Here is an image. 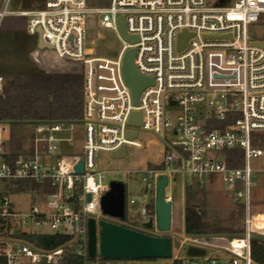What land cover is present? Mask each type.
Masks as SVG:
<instances>
[{
  "label": "built area",
  "instance_id": "built-area-1",
  "mask_svg": "<svg viewBox=\"0 0 264 264\" xmlns=\"http://www.w3.org/2000/svg\"><path fill=\"white\" fill-rule=\"evenodd\" d=\"M9 2L2 0L0 25L6 17L27 23L11 45L0 34V93L7 76L81 78L84 144L82 157L62 155L64 146H72L76 123L43 124L30 150L13 157L8 127L0 123V264L59 262L61 249L37 252L17 238L30 231L72 236L86 256L87 221H102L99 201L109 182L105 173H95V154L121 149L123 157L116 160H125L123 174L166 177L165 189L178 176L184 183L194 177L199 188L215 177L224 186L241 185L230 202L242 211L243 232L228 238L223 257L171 256L169 264H255L249 242L264 238V224L251 218V191L258 187L252 177L264 173V149L252 145L251 134H264V43L250 42L248 28L264 16V0H111L109 8L98 10L87 9L83 0H44L19 13L7 12ZM88 17L95 24L85 29ZM120 19L125 36L135 42L120 34ZM98 29L112 33V40L104 38L105 47L94 53L90 32ZM182 34L187 42L177 51ZM129 50L136 73L151 80L136 104L122 75ZM133 113L138 125L129 124ZM228 152H240L239 168L230 166ZM79 162L80 176L74 172ZM152 165L160 170H150ZM16 182L45 185L55 194L18 214L9 199ZM165 189L163 201L171 205ZM146 203L129 201L141 216H147ZM149 220L154 226L153 215Z\"/></svg>",
  "mask_w": 264,
  "mask_h": 264
},
{
  "label": "rangeland",
  "instance_id": "rangeland-1",
  "mask_svg": "<svg viewBox=\"0 0 264 264\" xmlns=\"http://www.w3.org/2000/svg\"><path fill=\"white\" fill-rule=\"evenodd\" d=\"M85 6L89 10L107 9L110 6L111 0H83ZM44 0H10L7 12L19 13L27 10H33L43 5ZM2 0H0L1 8ZM27 21L21 18L6 17L0 25V34L6 35L8 43L11 45L14 39L23 35L25 32ZM95 21L93 18L88 17L85 21L84 28L90 29L94 26ZM91 33V43L94 45L92 49L94 53H97L104 45V38L112 40V33L98 29L93 30ZM102 37V39L100 38ZM114 37V34H113ZM248 38L250 42L264 43V16L259 18L256 24L249 26ZM102 41V44L100 43ZM101 46V47H100ZM170 118V119H169ZM168 121L171 124L172 117H169ZM9 131V128H8ZM38 126L27 125L23 127V131L20 133L22 141L18 148L14 144V140L18 139L16 135L11 136V140L8 142V146L11 151L20 149V153L23 151H29L31 147V140L38 134ZM10 137V133L8 134ZM73 143L70 149L64 146L61 150L62 155H73L74 157H82V148L84 144L83 138V126L81 123L75 124L74 131L72 133ZM264 149V148H263ZM264 151V150H263ZM240 163V158H238ZM125 160L112 159L109 154L103 152H97L95 154V173H105L104 181L107 183L110 180L119 181L124 185V221H118L102 216L101 220L121 225L127 229L140 232L150 236H165L171 241V256L184 260L186 258V250L190 247L202 249L205 252V259L222 258L223 254L221 250L228 248L229 237L225 236H201L199 238H187L184 232V212L185 201L188 200L186 186L193 189H198L201 192L202 200L208 205V217L207 222L216 228H223L230 226L233 229L243 232L242 223V211L237 208L236 205H232L230 200L233 193L237 190L242 191L240 184H232L230 187L224 186L220 183L218 178H212L204 181L201 188H199L198 181L194 177H185V183L182 177H176L170 180L168 187L165 189V196L171 198V230L167 234H161L156 231L155 226L147 229L143 226L146 221L153 215V202L155 190V178L156 175L150 178H146L139 174H123L125 171ZM264 169V162H263ZM150 170H160L156 165L150 166ZM257 182L258 187L251 191V218L255 217L256 213L261 214L264 218V173L257 174L252 177ZM150 186L146 187V184ZM145 197V198H144ZM143 199L147 203V216H141L139 212V206H130L129 201H136L137 199ZM12 208L18 214L25 215L28 213L30 207L42 201L38 199L31 192L12 194L9 197ZM60 201V198H59ZM212 209V213L211 210ZM261 219H259L260 221ZM260 235L264 234L260 232ZM242 234V233H241ZM240 234V235H241ZM237 236V235H236ZM95 264H98L99 258L93 259ZM195 260H204V257ZM100 263V262H99ZM159 264H169L168 260H156ZM112 264H138L130 261H116Z\"/></svg>",
  "mask_w": 264,
  "mask_h": 264
},
{
  "label": "trees",
  "instance_id": "trees-1",
  "mask_svg": "<svg viewBox=\"0 0 264 264\" xmlns=\"http://www.w3.org/2000/svg\"><path fill=\"white\" fill-rule=\"evenodd\" d=\"M83 80L72 76H7L2 84L0 93V123L9 128V141L16 135L15 147L18 148L22 138L20 133L27 125L40 126L49 123H80L83 118ZM230 121L226 122L228 125ZM252 145L264 148V134H251ZM20 154V149L13 151V157ZM230 159L232 168H239L240 163L234 165L233 156L240 158V152L225 154ZM14 194L36 193L44 202L45 197L55 194V190L47 186L30 182L14 183ZM188 200L185 201L184 232L187 237L201 236H240V230L230 226L216 228L207 222L208 205L200 197L201 192L189 186L185 188ZM153 202V200H152ZM148 215L147 205L145 207ZM213 212L212 209L210 210ZM256 213L255 215H258ZM260 215V214H259ZM23 243L37 252H52L62 250L57 264H95L85 255L80 254L81 244L69 235H49L30 231L17 236ZM249 255L255 264H264V238L253 236L249 242ZM100 262V263H99ZM98 264L107 261L99 259ZM137 263L154 264L155 260H144Z\"/></svg>",
  "mask_w": 264,
  "mask_h": 264
},
{
  "label": "water",
  "instance_id": "water-1",
  "mask_svg": "<svg viewBox=\"0 0 264 264\" xmlns=\"http://www.w3.org/2000/svg\"><path fill=\"white\" fill-rule=\"evenodd\" d=\"M118 27L120 34L125 40L130 43L135 42V40L128 39L125 36L122 19L119 20ZM186 42L187 36L185 34L180 35L178 37L177 51L183 50ZM40 47L41 45L38 46L33 59H36ZM2 52L9 53L7 50H3ZM132 59L133 51L129 50L123 58L122 75L125 84L131 91L133 104H136L138 94L143 88L151 85V80L142 78L136 73ZM138 122L139 115L133 113L129 119V124L138 125ZM110 157L112 159H121L123 157V150L121 149L117 153H112ZM74 172L76 175H82V162L76 165ZM166 186V177H158L156 179L153 198V217L155 229L161 234L169 233L172 223L171 205L163 201ZM87 201H89L88 197ZM99 208L102 216L124 221L125 199L123 183L114 180L108 182V190L100 197ZM143 226L147 229L152 228V221L148 220ZM86 231V257L89 260L99 258L107 261H130L137 263L144 260H169L171 257V241L165 236L155 237L146 235L104 220L96 224L93 219L87 221ZM185 255L187 258H201L205 256V252L202 249L190 247L186 250Z\"/></svg>",
  "mask_w": 264,
  "mask_h": 264
},
{
  "label": "crops",
  "instance_id": "crops-1",
  "mask_svg": "<svg viewBox=\"0 0 264 264\" xmlns=\"http://www.w3.org/2000/svg\"><path fill=\"white\" fill-rule=\"evenodd\" d=\"M260 215L259 214L258 215H255V217H257V220L261 219L260 221L263 222V224H264V218L261 217ZM196 238H199V237H196Z\"/></svg>",
  "mask_w": 264,
  "mask_h": 264
},
{
  "label": "bare ground",
  "instance_id": "bare-ground-1",
  "mask_svg": "<svg viewBox=\"0 0 264 264\" xmlns=\"http://www.w3.org/2000/svg\"><path fill=\"white\" fill-rule=\"evenodd\" d=\"M259 221V220H258ZM260 225V224H259Z\"/></svg>",
  "mask_w": 264,
  "mask_h": 264
}]
</instances>
